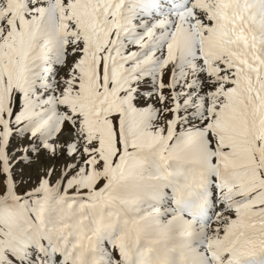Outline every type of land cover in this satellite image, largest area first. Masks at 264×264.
Here are the masks:
<instances>
[{
  "label": "rangeland",
  "instance_id": "obj_1",
  "mask_svg": "<svg viewBox=\"0 0 264 264\" xmlns=\"http://www.w3.org/2000/svg\"><path fill=\"white\" fill-rule=\"evenodd\" d=\"M138 1L0 0V264H264V0Z\"/></svg>",
  "mask_w": 264,
  "mask_h": 264
},
{
  "label": "bare ground",
  "instance_id": "obj_2",
  "mask_svg": "<svg viewBox=\"0 0 264 264\" xmlns=\"http://www.w3.org/2000/svg\"><path fill=\"white\" fill-rule=\"evenodd\" d=\"M86 1L87 0H83V3H85ZM191 1L192 0H178V1H175V0H142L141 1V0H139L138 3L142 2V4H139V5L144 6L143 8H145V10L143 8H142V10H144L146 15H150V14L152 15V14H155L156 12L163 11L162 9L165 7H169L171 10H174L175 12L180 14L179 11H182V9L184 7L188 6L191 3ZM233 1H234L233 5L236 4L235 3L236 1H238V4H236V6L239 7L238 5L241 4L240 2L242 0H233ZM228 8H229V6H228ZM228 8H227V6L225 7L222 3L221 5H218L213 9H209V8L207 9V10L212 12L211 21L214 24V26L216 25V29L213 27L211 29L210 34H201L202 36L200 35V37H201L200 43L198 41L199 44L197 42H192V43L188 42L187 43V48H186L187 54L190 57L199 56V55L204 57L206 55L207 51L209 50L210 46H221V45H224V43L226 41H228L227 38L222 37V36H227L228 33H229V35H231L230 26H228V28H229L228 33H226L224 30L227 27V25H229L228 24V21H229L228 12H229V9H232V8H229V9ZM240 8H241V5H240ZM186 11H187V8H186ZM183 13L185 14V12H183ZM183 13H181V14H183ZM252 36H253V34H252ZM69 136H75V132L74 133L70 132ZM55 141L56 140H52V142H55Z\"/></svg>",
  "mask_w": 264,
  "mask_h": 264
},
{
  "label": "water",
  "instance_id": "obj_3",
  "mask_svg": "<svg viewBox=\"0 0 264 264\" xmlns=\"http://www.w3.org/2000/svg\"><path fill=\"white\" fill-rule=\"evenodd\" d=\"M1 201H7V202H8V200H0V202H1Z\"/></svg>",
  "mask_w": 264,
  "mask_h": 264
}]
</instances>
